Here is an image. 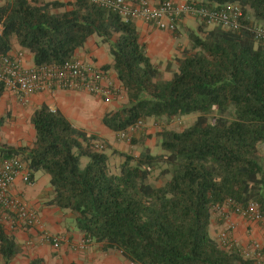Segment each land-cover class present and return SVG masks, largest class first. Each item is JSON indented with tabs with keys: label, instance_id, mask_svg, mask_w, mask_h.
<instances>
[{
	"label": "trees",
	"instance_id": "trees-1",
	"mask_svg": "<svg viewBox=\"0 0 264 264\" xmlns=\"http://www.w3.org/2000/svg\"><path fill=\"white\" fill-rule=\"evenodd\" d=\"M184 1L210 9L235 4L241 27H185L187 44L161 70L135 20L111 8L89 0H0V55L13 36L35 66L76 57L92 35L107 44L113 61L101 68L114 71L125 95L100 119L109 130L132 127L134 140L149 120L170 124L198 114L180 130L161 127L158 152L145 145L137 154L119 152L113 170L104 139L41 104L29 117L31 144L1 146L0 157L20 156L33 178L47 174L48 203L69 210L103 252L118 251L132 264H256L211 236L209 225L225 219L224 207L249 201L264 216V40L253 32L264 27V0ZM4 92L0 83V98ZM20 252L0 228V264Z\"/></svg>",
	"mask_w": 264,
	"mask_h": 264
},
{
	"label": "built area",
	"instance_id": "built-area-1",
	"mask_svg": "<svg viewBox=\"0 0 264 264\" xmlns=\"http://www.w3.org/2000/svg\"><path fill=\"white\" fill-rule=\"evenodd\" d=\"M89 1L115 10L125 19H139L168 32L175 31L180 19L185 15L196 17L207 26L221 24L230 28L241 27L242 11L235 4L210 9L188 4L185 1L172 0H163L157 4H152L149 0H136L133 3L127 0ZM253 32L257 40H264V27H256ZM0 83L5 91L14 95L22 104L31 94L53 90L85 92L103 100H112L117 95L116 86L107 70L77 57L60 64L25 67L21 52L2 54ZM132 130L133 128L130 127L127 132ZM127 132L117 134L124 138L127 137ZM95 147L101 148L102 145L96 142ZM17 182L29 186L34 183L26 162L18 155L0 157V228L9 235L19 230L36 228L42 241L57 249L62 242V236L49 233L44 228L39 212L23 195L13 191ZM230 212L248 221L259 223L264 230V216L256 202L249 201L245 206L235 205ZM235 227V222L226 214L224 227L217 234L218 241L226 247H236L242 256L253 259L256 264H264V251L259 242L251 238L246 247L240 248L234 233ZM90 242L91 240L84 238L80 248Z\"/></svg>",
	"mask_w": 264,
	"mask_h": 264
},
{
	"label": "crops",
	"instance_id": "crops-1",
	"mask_svg": "<svg viewBox=\"0 0 264 264\" xmlns=\"http://www.w3.org/2000/svg\"><path fill=\"white\" fill-rule=\"evenodd\" d=\"M127 1L133 3L136 0ZM149 1L152 4H157L163 0ZM172 1L182 2L184 0ZM198 20L196 17L185 15L180 19L178 28L174 32L157 29L152 24L139 19L135 20V24L140 32L141 40L146 44L147 54L151 61L163 70L166 62L177 56L187 44L185 27L196 29ZM11 43L9 54L21 52L23 66H34L32 54L21 48L14 36L11 39ZM76 57L93 62L97 66H108L113 61L108 52L107 44L99 41L94 35L90 36L84 46L76 51ZM106 70L115 86H119V81L114 71L111 68ZM5 93L9 92L5 91ZM12 100L18 102V104L20 103L14 95H12ZM117 102L114 99L106 101L85 92L53 90L31 94L27 97V101L24 104H20L29 113V116L36 107L46 104L51 109H57L62 112L75 125L96 133L104 140H113L115 132L102 125L100 119L105 112L114 109ZM13 191L23 195L28 203L39 212L44 228L49 233L62 236L63 239L60 246L54 249L42 241L36 228L27 231H16L11 236L21 246V252L11 259L9 264H33L34 260L32 259H40V264H132L120 253L119 257L110 255L114 250L101 251L99 245L93 241L80 248L84 236L76 228L72 213L67 209H61L48 203L52 193L47 174L37 172L34 176V183L31 186L17 182ZM222 211L224 216L228 214L236 224L234 233L239 241L240 248L246 247L249 240L254 238L264 251V230L259 223L248 221L231 213L225 207ZM215 221H220V219H213L209 225V233L213 237L217 236L225 224V219L221 223ZM212 232H215V236ZM22 253H26L28 258L24 257Z\"/></svg>",
	"mask_w": 264,
	"mask_h": 264
},
{
	"label": "rangeland",
	"instance_id": "rangeland-1",
	"mask_svg": "<svg viewBox=\"0 0 264 264\" xmlns=\"http://www.w3.org/2000/svg\"><path fill=\"white\" fill-rule=\"evenodd\" d=\"M203 26L204 22L199 19L197 22V28ZM166 75L169 74L166 73ZM116 90L117 95L113 99L118 101L116 105L117 107L118 105L123 104L125 95L119 89V86H116ZM197 116V113H191L189 115L174 119L170 124H165V119L157 122L149 120L145 124V130L143 134L136 135L134 140H131V131L127 132V137L124 138H121L117 133H115L113 140H104V143L101 142L103 149L109 155V164L111 168L113 170H117L119 164L123 160V158L118 154L119 152L137 154L141 145L147 146L148 149L153 153L160 151L159 146L155 144V133L160 130L161 127L166 126L169 129L180 130L183 127L190 125ZM29 117V113L24 109V107L20 103L18 104V102L12 100L11 94L4 92V95L0 98V119L2 122L0 125V147H19L31 144L33 140V128L29 122ZM262 149L264 153V145ZM215 219L217 220L218 217H215ZM215 222L218 223L219 221ZM212 234L214 235L215 232H212ZM22 255L28 258L26 253H22ZM110 255H116L119 257L120 254L118 251L114 250V252ZM32 260H34L33 264L41 263L40 259Z\"/></svg>",
	"mask_w": 264,
	"mask_h": 264
}]
</instances>
